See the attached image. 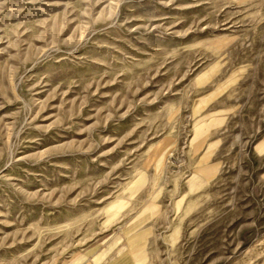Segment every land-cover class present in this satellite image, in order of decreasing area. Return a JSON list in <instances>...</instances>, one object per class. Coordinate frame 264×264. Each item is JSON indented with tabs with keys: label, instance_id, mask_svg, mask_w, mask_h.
Segmentation results:
<instances>
[{
	"label": "rangeland",
	"instance_id": "374dc122",
	"mask_svg": "<svg viewBox=\"0 0 264 264\" xmlns=\"http://www.w3.org/2000/svg\"><path fill=\"white\" fill-rule=\"evenodd\" d=\"M0 264H264V0H0Z\"/></svg>",
	"mask_w": 264,
	"mask_h": 264
}]
</instances>
